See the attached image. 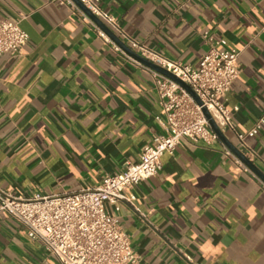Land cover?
<instances>
[{"label": "crops", "instance_id": "crops-1", "mask_svg": "<svg viewBox=\"0 0 264 264\" xmlns=\"http://www.w3.org/2000/svg\"><path fill=\"white\" fill-rule=\"evenodd\" d=\"M122 29L166 58L196 67L210 42L237 49L239 73L219 100L237 133L264 119V0H101ZM28 41L0 55V190L30 197L97 186L136 162L161 131L150 72L104 43L57 0H0V22ZM207 34L211 41L203 37ZM224 135L237 148L235 132ZM245 142L264 173V124ZM218 139H182L137 185L120 224L139 264H264V186ZM0 264H60L0 214Z\"/></svg>", "mask_w": 264, "mask_h": 264}, {"label": "built area", "instance_id": "built-area-1", "mask_svg": "<svg viewBox=\"0 0 264 264\" xmlns=\"http://www.w3.org/2000/svg\"><path fill=\"white\" fill-rule=\"evenodd\" d=\"M57 1L69 6L113 50L150 72L163 114L162 118H157L161 131L142 147L136 162H124L121 172L104 175L93 188L30 197L0 190V214L6 212L22 224L27 235L39 239L60 264H139L140 257L133 250L118 213L125 204L135 207L133 189L159 172L161 156L172 154L182 139L207 144L218 140L203 113L205 108L222 133L226 130L235 132L238 151L252 161L255 153L245 142V136L256 134L264 119L261 118L246 134L237 133L231 112L219 100L229 91L239 73L236 60L240 50L216 48L218 44H225L224 40L212 42L207 34H203L211 41L210 46L197 66L191 67L170 60L129 36L117 17L101 8V0H78L130 50L185 83L200 101L198 104L177 81L127 54L73 0ZM28 38L17 22L1 21L0 55L19 54ZM226 155L240 171L250 174L264 186V182L229 149Z\"/></svg>", "mask_w": 264, "mask_h": 264}, {"label": "water", "instance_id": "water-1", "mask_svg": "<svg viewBox=\"0 0 264 264\" xmlns=\"http://www.w3.org/2000/svg\"><path fill=\"white\" fill-rule=\"evenodd\" d=\"M76 5H78L106 34L117 44L119 45L127 54L132 56L134 59L141 62L143 65L156 70L173 80L177 81L183 88H185L200 104V101L197 99V97L193 94V92L190 90V88L177 79L175 76L167 72L166 70L162 69L161 67L157 66L154 63L149 62L148 60L142 58L132 50H130L123 42H121L100 20H98L95 16H93L78 0H73ZM203 113L205 117L207 118L209 125L211 129L214 131V133L217 135L218 139L234 154L236 155L252 172H254L263 182H264V173L259 170L255 164H253L251 161H249L247 158H245L242 153L238 151V149L227 139V137L222 133L218 127L215 125L214 121L211 119L208 112L203 108Z\"/></svg>", "mask_w": 264, "mask_h": 264}]
</instances>
